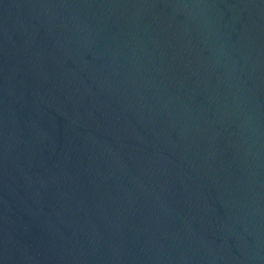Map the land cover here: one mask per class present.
Returning <instances> with one entry per match:
<instances>
[{"label":"water","instance_id":"1","mask_svg":"<svg viewBox=\"0 0 264 264\" xmlns=\"http://www.w3.org/2000/svg\"><path fill=\"white\" fill-rule=\"evenodd\" d=\"M0 264H264V0H0Z\"/></svg>","mask_w":264,"mask_h":264}]
</instances>
